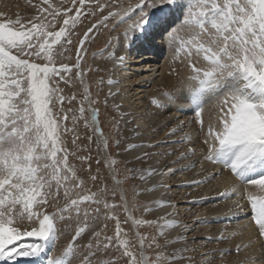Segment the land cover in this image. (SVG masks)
I'll use <instances>...</instances> for the list:
<instances>
[{
	"label": "snow or ice",
	"instance_id": "6c2138e0",
	"mask_svg": "<svg viewBox=\"0 0 264 264\" xmlns=\"http://www.w3.org/2000/svg\"><path fill=\"white\" fill-rule=\"evenodd\" d=\"M42 4L47 7L37 5V15L26 22L19 17L0 20V264H17L20 260L35 264L44 253L47 255L42 264H92L90 258L81 259L78 253L82 251L86 230L99 237L90 228L89 220L99 219L92 212H100L103 193L86 194L85 181L78 179L75 166L69 162L72 156L80 161L83 170L84 162H90L92 157L78 155L75 148L70 152L64 144L63 136L75 131L61 124L72 111L65 108V100L71 103L75 97L63 94L61 81L67 85L82 75L80 61L86 41L95 37L93 29L97 24L83 33V39L75 36L73 29L78 22L83 24L82 15L87 19L96 13L91 9L88 15L81 12L85 0H61L58 6L42 0ZM73 9L75 15H70ZM137 9L136 19L118 38V52H126L133 35L140 32L146 40L159 35L163 47L174 46L181 31L187 34V40L181 38V47L187 48L185 63L190 72L177 79L171 90L161 92L160 99H150V104L158 115L163 114L160 109L168 113L164 126L173 124L168 135L199 125L193 128L195 137L190 143L206 146V150L200 149L203 159L218 166V172L227 169L230 178L246 186L234 185L233 191L246 194L251 208L250 224L258 237L264 238V0H138L129 11ZM180 9L184 14L179 26L170 23L166 16L150 23L156 10ZM115 15L109 11L97 23L107 28L109 17ZM74 36L80 45L74 65L79 71L72 73L68 64L57 67L56 60L68 51L67 45L74 43ZM173 50L179 51L175 47ZM125 58L117 55L121 64ZM209 106L216 111V123L205 128L202 113ZM79 111L83 114L84 107ZM71 119L75 122L76 117ZM118 119L125 127L132 123L127 117ZM92 121L99 132L96 108H92ZM77 139L78 136L73 138V145ZM123 143L117 140L116 147ZM104 146L108 147L107 142ZM188 152L195 154L194 148H187L176 163ZM89 176L93 182L98 179L90 172ZM215 178L214 174L209 179ZM61 189L63 206L57 203ZM225 195L228 194L221 193L222 197ZM90 205L96 207L90 211ZM103 206L105 210L118 207L107 202ZM236 207H240L239 201ZM47 208L55 210L49 213ZM73 213L77 225L74 235L69 232ZM116 219V239L124 249L122 255L129 258L128 264H148L143 256V239L138 260L128 242L120 240L122 229ZM58 221L63 227L57 226ZM62 236L66 243L57 255V241ZM108 240L111 243V238ZM87 247L92 252L94 245L89 242ZM95 247L99 251V246ZM231 251L238 253L240 245ZM174 260V255L161 254L155 264H172Z\"/></svg>",
	"mask_w": 264,
	"mask_h": 264
},
{
	"label": "bare ground",
	"instance_id": "6f19581e",
	"mask_svg": "<svg viewBox=\"0 0 264 264\" xmlns=\"http://www.w3.org/2000/svg\"><path fill=\"white\" fill-rule=\"evenodd\" d=\"M128 1L129 0H124L121 3L120 11L119 13L116 12L117 14L114 17L116 18V20L123 15L121 13L127 11L129 9V6H131ZM49 2L54 6H58L61 3V0H49ZM37 5L47 7V5L42 4V0H12L11 3H9L8 0H0V13L4 14L3 16H0V20H15L17 17H19L22 21L26 22L37 15ZM65 7H67L66 4ZM182 12L183 11L178 13V10L171 12L167 10L164 12L156 10L151 14L149 18L150 20H153V22L150 23H156L158 18L161 16H166L168 17V19L172 18V20H174L175 16H179ZM135 13L136 14L130 16V18L120 21L121 23H118L119 27L112 31L110 36H101V40L103 42L108 40L109 44H107L108 46H106V48L100 55L93 57L94 62L92 66L97 77L96 85L99 84L96 91L97 97L100 99V101L102 100L103 111L111 120L112 123H110L112 125L114 124V131H112L113 136L111 135V140H113V142H117V140L124 141V143L119 148L117 147L118 150H116L117 152L113 155V158H111L112 160H110V162H115V166L119 165V160L123 162V170L127 169L130 171L131 185L128 186L126 180L124 179L121 193L117 191V186H102L98 188H96V186L93 190L90 186L89 190H85L86 194L90 193L91 191L103 193V195L100 197V212L98 214L92 212V215H98L99 219L95 221L91 219L89 220L90 228L94 230V233H99V237H96L94 234H90L89 231L86 230V232L84 233L85 238L83 239V243L81 245L82 251L78 253V255H80L81 259H83L85 256H92V264H128L129 258L122 255L124 249L120 245V241L116 239V218L119 219L120 227L122 229L120 240H125L123 237L127 236L129 233L127 219L123 216L126 208L129 207L132 216L134 217L136 214V210L133 209V206L134 208L138 207L141 203L148 207L153 204H155V206L157 205L156 207L165 204L169 209L170 206H172L175 202L179 203L178 201H181L180 204H182V206H179V208L178 205H176L177 208H172L171 212L169 211L170 213H172V215L169 214L170 216H166L165 219H169L171 222L173 221L174 223L171 224L175 225H179L185 220H189V223H191L192 225H188V227L184 226L182 229L180 228L179 235L177 236L176 240H174L172 234L170 235L171 237L164 234V230H161L164 227L159 228L161 231H158L157 234L158 243L160 244L158 255L163 254L167 257H171L174 255L175 260L174 262H172V264H184V259L188 256V254L192 253L183 254L185 249L183 247V244L185 242L182 241L183 243H181L179 242V240L187 238L188 235L195 230L194 234L200 235L199 238H201L202 235L205 236L210 233L209 238L217 239L220 235V241L229 243L232 249H234L237 245H240L239 255H236V252H233L235 253V257H233L232 255L229 256V258L227 257L226 261H224L226 262V264H233L234 262V264H241L242 262L247 264H264V239L258 237L254 225L250 224L251 208L248 205L247 199L245 198L246 194L242 191L236 192V195L241 198L239 201L241 207L237 209L241 210V212L238 213L239 215L235 214L232 216L229 215L230 213H227L231 210H235V207H231L226 210L228 205L222 206V203L214 204L215 201L219 199V193H229V191L234 188V185H238L240 188L246 186L241 185L239 180L230 178V174L227 169H223L220 172L222 176L218 177L216 180L209 179L213 175V172L218 170V166L213 165L212 163H208L203 159L200 149L205 148L206 150V146L202 145L201 143H196L195 145L190 143V141L194 139L193 137H195L193 128H198L199 125H189L184 128L183 132L168 135V133H170L171 131V127L173 126V124L171 123H169L167 127L164 126L165 121L168 117V113L163 109H160V112L163 114L158 115L156 107L150 104V99H160L161 92L171 90L177 82V79H182L188 75L190 69L186 67L185 63L187 53L182 52L181 55L175 54L174 56L169 58L166 56L168 59L165 58L166 60H163V63L162 54L164 50L162 49H165V47L160 44V36H149L150 38H148V40H150L151 42H148V40L145 39V35L143 32L141 33V37H144L141 40L142 42L144 41L143 46L138 45L139 43H141V41H139L141 37L138 33L134 35L136 37H132V42L127 48L126 52H118V38L123 34L124 29L127 28L128 25L132 24V22L136 19L138 10ZM69 14L74 15L75 9H73ZM148 31L151 32V27L148 28ZM87 45L86 50H89ZM149 46L150 50L149 53H147V47ZM170 47L172 49L174 47L177 48L176 45L174 47L173 45H171ZM178 48L180 49V47ZM118 54L124 55L126 57L123 64L119 63V61L117 60ZM84 56H87V52L84 54ZM124 64L126 65V67L123 66ZM173 69H175V72H173ZM169 73L172 74L169 75ZM177 73L179 74L178 76ZM106 88H109L111 93H113L111 97L106 94ZM148 88L149 90L147 91ZM138 94H142V96L137 97ZM89 100L91 101L90 98ZM105 101H107V103H105ZM117 105L120 106L119 109L117 108ZM179 116L180 119H184L183 115L179 114ZM121 117H127L132 121V123L128 124L125 127L124 124L118 119ZM202 117L205 123V128H207L208 125H215L216 111L215 109L211 108V106L206 108L205 112L202 113ZM164 133H166V136L164 138L166 139L165 143L152 147L155 141L158 142L159 139H163L162 136L164 135ZM188 133L191 134V139L186 137L187 135L185 134ZM137 134H140L142 136L137 140H134V137H136ZM180 137H183V139L179 140ZM179 141L182 144L176 145V143H178ZM143 144L151 145H149V147L137 158H133L132 155L130 156L129 153L131 152L129 145H131V148H133L136 145L139 146ZM187 148H194L195 154L188 152L185 158L176 163L177 157L180 156L182 152H185ZM108 151L111 152L110 149H108ZM145 153H147L148 155L145 156ZM107 154L109 155V153ZM194 161H196L195 164H193ZM163 165H166V167ZM200 165H202L201 168H199ZM161 166L165 167L163 170H161V172H165L160 177L162 185H158L159 188L161 189L165 184L169 185L171 182L174 183H171L172 186L169 189L166 188V190L163 191V193L155 198V201L152 202L150 201V196H148L147 193L153 187V184L148 183V180L151 179H145V176L146 174H154L156 170L160 169ZM191 167L192 169L188 170ZM168 169L174 170L169 172ZM173 172L174 176L169 179L168 174H172ZM177 175L178 177H176ZM115 176L122 177L123 175L119 171H116ZM101 178H103V174H101ZM199 180L205 181L204 183H202L203 186L200 189L198 188L199 185L195 186L196 184L192 183L193 181ZM211 180L214 181L211 182ZM100 181L103 183H107L108 179L103 178ZM69 183H71V180L69 181ZM154 185L156 184L154 183ZM152 189L151 191L154 190ZM62 192L63 189H61V197L57 202L59 205L64 204ZM124 200L126 201V203H124ZM104 202H107L109 205H118V207L110 210H105L103 206ZM95 207L96 205H90L89 210L91 211ZM156 210L157 209L154 208H147L142 212L137 211V213L141 221L153 222L159 219V211ZM223 213L225 214L223 215ZM175 215H179V218L176 221H174L173 219ZM183 216L184 218L182 219ZM248 216L250 217L247 218ZM73 217V221L71 222V226L69 228V232L72 235L75 234L74 230L77 227L75 222V213H73ZM239 218H242V220L237 224L229 226L228 224H221L227 223L228 221H231V219L233 221H237ZM202 221H204V223L208 226L204 225L202 227ZM219 223L221 225H219ZM168 224L170 223L168 222ZM199 226H201V228H199ZM61 227H63V223ZM170 228L172 227L170 226ZM173 233L175 235L177 234V232L175 233V231ZM61 238L62 239L58 241L59 246H64L66 243V238L64 236H62ZM108 238H111V243H109ZM190 238L193 237L191 236ZM223 238L225 239L223 240ZM89 242H92V244L94 245L92 252H89L87 247ZM130 242L132 241L130 240ZM225 242L219 243V245L224 246ZM96 245L99 246V251L96 250ZM59 248L60 250L63 249V247ZM222 249L223 248H221V251ZM129 250L133 251L136 255L135 248ZM201 250L203 251L204 249ZM93 252L95 254H93ZM200 254L198 253V255ZM190 259V261L194 260L192 256ZM219 261L221 262V260ZM148 263H150L149 257ZM27 264H33V262L29 261Z\"/></svg>",
	"mask_w": 264,
	"mask_h": 264
},
{
	"label": "rangeland",
	"instance_id": "374dc122",
	"mask_svg": "<svg viewBox=\"0 0 264 264\" xmlns=\"http://www.w3.org/2000/svg\"><path fill=\"white\" fill-rule=\"evenodd\" d=\"M8 1H9V3L12 2V0H8ZM123 1L124 0H85V8L81 9V12L84 13V15H88L89 9H91V10L95 11L96 15H88L87 19H84V16L82 15L81 19L84 20L83 24L78 22L77 25H76V28L73 29V31L75 33V36H79L80 39H83V33L86 32L88 30V28H91L93 24H97V28L93 29V31L95 32V37L90 42L86 41V45L88 44L87 47H88L89 50L85 51V53L87 52V56H84V58L80 61L81 66H82V75L79 76V77H76L73 81H71L67 85H64V82L61 81V86L63 87V90H64L63 94H65L66 97H69V98L73 97V96L75 97V99L72 100L71 103H69L67 99H66L67 101L65 100V108L66 109L67 108H72V111L68 112L69 119L65 120V121H61V124L62 125L66 124L69 128H74L75 131H74V133L70 132V133H67L66 135L63 136L64 144L66 145V147L68 148V150L70 152L75 148V149L78 150V155H82V156H85V157H88V156L92 157L90 162L89 161H85L84 162L83 170H81L80 161L74 159L72 156H69V162L71 164H73L75 166L76 170H77L78 179L85 181V185H84V188H86L85 190H89L90 186H91L92 190L96 186H97L96 188L102 187V186L103 187L104 186H106V187H110V186L111 187L112 186L115 187V186H117V191L121 193V189H122V185H123L124 179L126 180V183L128 184V186L131 185V183H130L131 182V180H130V171L125 169V168H124L125 170H123V167H124L123 162L119 160V165L118 166H115V162L114 163L110 162V160H112L111 158H113V155L117 152L116 150H118L117 147H116V142H113V140H111V135L113 136V132L112 131H114L113 130V125L114 124L113 125L111 124L112 123L111 120L104 113L102 100L100 101V99L97 97L96 91H97V88H98L99 84L96 85L97 77H96L95 71L93 70V67H92L93 66V62H94L93 61V57H96V56L100 55L104 51L106 46H108L107 44H109V41L106 40V39H105L106 41L103 42L101 40V36H104V35L110 36L111 32L114 31L113 29L117 28L116 25L120 21H123L124 19L130 18V16L136 14L135 12H137V10H138L137 9L136 11H132V12L129 11V9L131 7L135 8L136 4L138 3V0H129L128 3L131 5V6H129V9L127 11L121 13L123 15L120 18H117V20H116V18L109 17V21L107 22L109 24H108L107 28H105L103 26H100L97 23L98 20L103 18V16H107L109 11L113 12L114 14L119 13L120 5H121V3ZM186 2H187V0H185V3ZM100 6H102V7H100ZM180 10L183 11L182 9H180ZM180 10H178V13L181 12ZM183 14L184 13L182 12L179 16H175L174 20H172V18L168 19V20H169L170 23H176V26H179L180 23H181L180 19L183 17ZM18 16H20V15H18ZM150 22H153V20H150ZM141 33L142 32L139 33L140 37H141ZM75 36L73 38L74 39V43L71 44V45H67L68 51H66L62 57H60V58H58L56 60V66L57 67H59L61 63L68 64V66L72 69V73H75V72L79 71L78 69H76L74 67V65L76 63V59H77L76 49L80 47L79 43L75 41ZM134 37H136V36H134ZM143 38L144 37L142 36L139 39V41H141ZM181 38L183 40H187L188 36L183 31H181L179 33V35H178V37L176 39L177 42L175 41V45L177 46L176 49H179L178 47H180L179 51H174L173 50L174 48L172 49L170 47L171 45L170 46H166L165 49H162V50H164V52L162 54V56H163L162 61L163 60L165 61L166 59H168L169 57L174 56L175 54L176 55H181L182 52H186L187 53L186 47H185V49H184V47H181ZM105 43H106V45H105ZM141 43H142V41H141ZM171 49H172V51H171ZM168 53H169V55H168ZM164 61H163V63H164ZM36 62H42V61L37 60ZM123 66L126 67L125 64ZM72 73H69L67 75L71 76ZM156 75H158V74H156ZM57 79H59V78H57ZM109 88H106V91H107L106 94L109 97H111L113 95V93H111ZM85 89H87V93H85ZM148 90H149V88L147 89V91ZM93 93H95V94H93ZM86 95H87V99L85 98ZM91 96H93V97H91ZM140 96H142V94H138L137 97H140ZM89 98L91 99V101H94L93 104L90 103ZM81 106H83L84 109H85L83 114H81L80 111H79ZM92 108H96L97 112H98V121H99V129H100L99 132H97L95 130L97 125L95 123H93V121H92ZM177 115H179V114L177 113ZM73 116L76 117L75 122H73L72 119H71ZM165 134L166 133H164V135L162 136L163 139H159L158 142L155 141L154 144L152 145V147L153 146L155 147L156 145L164 144L165 141H166V139H164L165 136H166ZM139 135L137 134V136L134 137V140H137L138 138H140L142 136V135H140V136ZM185 135H187L186 136L187 138L191 137L190 133L185 134ZM77 136H78V139L76 141V145H73L72 144V140H73V138H75ZM180 139H183V137H180L179 140ZM105 142H107V144H108L107 148H105V146H104ZM172 143H175V142H172ZM178 144H182V143H180V141H179L178 143H176V145H178ZM149 145H151V144H143V145H139V146L136 145L133 148H130V152H131V153H129L130 156L132 155L133 158H137L138 156H140L149 147ZM194 148H195V146H194ZM108 149H110L111 152H109ZM127 150H129V149H127ZM107 153H109V155ZM190 153H192V152H190ZM97 160H99V163H97ZM195 163H196V161L193 162V164H195ZM163 166L166 167V165H163ZM163 166H161L160 169L156 170V172L154 174H150V175L146 174V176H145V179H151V180H148V183H152L153 184L152 188L154 190L152 188L151 189L154 192L151 191V189H150V191L147 193V195L150 196V201H152V202L155 201V198H157L159 195H161L163 193V191L166 190V188L169 189L172 186V184L174 183V182H171L172 184L170 183L169 185L165 184L166 186L164 185V187H162L163 189L159 188L158 185H162L160 177L165 172V171L161 172V170H163L165 168ZM201 166L202 165H200L199 168H201ZM190 169H192V167L189 168L188 170H190ZM116 171H119L123 176L122 177H116L115 176L116 175ZM89 172L91 173V175H97V176L99 175L100 177L98 176V179L95 182H93L91 180L90 176H89ZM220 172L221 171L218 172V170L213 172V175L215 174V176H216V178L214 180H216L218 177L222 176V174ZM101 174H103V178H107L108 179L107 183H103V182L100 181V180L103 179V178H101ZM168 175H169V179H171L174 176V172L172 174H168ZM176 177H178V175ZM89 178H90V180H89ZM213 181L211 180V182H213ZM167 182H168V180H167ZM100 183H101V185H100ZM154 183L156 185H154ZM94 184H95V186H94ZM109 184H111V185H109ZM195 186H197V185H195ZM202 186L203 185L201 183V184H199L198 188L200 189V188H202ZM236 186H238V185H236ZM157 188H159V189H157ZM93 192H95V191H93ZM227 194L228 195H225V196L222 197L221 193H219L218 194L219 195V199H217L214 204H218V203L221 204L222 203V206L228 205L226 210H228L231 207H235L234 208L235 210H231V211L227 212L228 214L230 213L229 215L233 216L235 214L240 213L241 210H237V209H239L241 207V204H240L239 208H236V202L240 201L241 198L236 195V192H234L233 189H231L229 191V193H227ZM108 199H110V198H108ZM111 200H114V199H111ZM178 202L179 203L175 202L172 206H170V208H169L170 210L168 209V207L165 204H163V205H161L159 207H156L157 205L155 206V204H153V205H150L148 207V206H146V205L141 203V204H139L138 207L134 208V206H133V209L136 210V212H135L136 214H135L134 217L132 216V213H131L129 207L126 208L127 210H125V213H123V216L127 219V225L129 227V233H128L127 236H125L123 238L126 241L129 242V249L135 248L136 256H137L138 260L140 259V256H141V244H140L141 239H143V256L147 259V261H148V257H149L150 263H148V264H155L157 256H158V251L160 249L159 248L160 244L158 243V239H157L158 231L160 232L161 230H164V234L165 235L171 237L170 235L172 234L174 240H176L177 236L179 235L180 228L182 229L184 226L188 227V225H192L191 223H189V220H185L181 224L175 225V224H171L170 223L171 221L169 219L168 220L165 219L166 216L172 215V213H170L172 208L176 207V205H178V207L182 206V204H180L181 201H178ZM124 203H126L125 200H124ZM60 206H63V205L61 204ZM197 206H195V207H197ZM147 208L157 209L156 211H159V213L157 212L158 215H159V219L156 220V221H153L151 224H148V223L137 224V223H135V221H141L139 219L137 211L138 212H142L143 210H145ZM45 210L47 212L51 213L55 209L54 208H47ZM178 210H180V209H178ZM225 213H223V215ZM164 214H166V215H164ZM162 216L164 217V219H163ZM249 217L250 216H248L247 218H249ZM178 218H179V215H175L173 217L174 221L178 220ZM183 218H184V216L182 217V219ZM202 218H204V217H202ZM241 220H242V218H239L237 221L236 220L233 221L231 219V221H228L227 223H221V224L222 225L228 224V226H229V225L237 224ZM168 222L170 224H168ZM202 222H203V223H201L202 227L204 225H207V224L204 223V221H202ZM221 224L219 223V225H221ZM57 226L61 227L62 226V222L58 221L57 222ZM170 226L172 228H170ZM201 226H199V228H201ZM161 227H164V228H162L160 230L159 228H161ZM175 227H178V228H175ZM172 231L173 232L175 231V233L177 232V234L175 235ZM194 232H195V230L192 233H190L187 238L179 240V242H181V243H183L182 241L185 242L183 244V247L185 248L183 254L192 253V254H188L187 257H189V258L186 257L187 259L186 258L184 259L185 260L184 264H200V263L201 264H219V263L220 264H224V263L226 264V262H224V261H226L227 257L229 258V256H231V255L233 257H235V253H233V251H231L232 250L231 245L229 243L225 242V241H220V239H219L220 235L218 236L219 238L212 239V238H209L210 237L209 236L210 233H208L207 235H205V236L202 235L201 238H199L200 235H196V234H194ZM191 236L194 239L190 238ZM202 237H206V238H202ZM223 237H225V236H223ZM128 238H129V240H128ZM61 239L62 238H60L58 241H60ZM224 239L225 238H223V240ZM130 240L132 242H130ZM58 241H57V251H56L57 255H59L60 251H62V250H60L59 247H63L62 245L59 246V242ZM62 242H64V241H62ZM188 242H189V244H188ZM222 242H225L224 246L223 245H219V243H222ZM263 245H264V242H263ZM218 248H220V249H218ZM221 248H223L222 251H221ZM225 248H226V250H225ZM201 249H204V250L202 251ZM227 249H229V250H227ZM198 253L199 254L201 253L202 255L201 254L198 255ZM203 253H205V254H203ZM222 253L223 254L225 253V254L221 255ZM239 253H240V251L238 253H236V255H239ZM46 255H47V253H44L39 260L35 261V262H37L36 264H42L43 258ZM217 255H219V256H217ZM191 256L194 258V260H192L193 262L190 261L191 260L190 259ZM221 256H222V258H221ZM237 257H240V256H237ZM88 258H90L91 260L93 259L92 256H88ZM236 259H238V258H236ZM219 260H221V262ZM28 262H29L28 260H26V261L25 260H20L17 263H25V264H27ZM241 264H247V263H243L242 262Z\"/></svg>",
	"mask_w": 264,
	"mask_h": 264
}]
</instances>
